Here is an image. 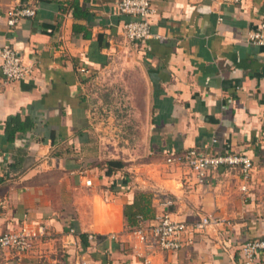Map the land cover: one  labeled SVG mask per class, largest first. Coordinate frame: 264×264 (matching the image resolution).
<instances>
[{"label": "crops", "instance_id": "0c3cea01", "mask_svg": "<svg viewBox=\"0 0 264 264\" xmlns=\"http://www.w3.org/2000/svg\"><path fill=\"white\" fill-rule=\"evenodd\" d=\"M153 6V36L133 43L122 32L133 17L119 14L116 0H0V52L11 45L33 67L7 82L0 54V233L39 224L49 233L25 254L0 251V264H242L241 245L264 236V45L249 40L264 0ZM18 7L36 15L10 27ZM128 44L146 120L137 150L118 159L96 140L86 84ZM191 148L248 155L250 181L223 168L201 184L186 166L166 163L167 151ZM140 193L147 225L163 215L220 223L189 229L180 250L149 249L125 217Z\"/></svg>", "mask_w": 264, "mask_h": 264}, {"label": "built area", "instance_id": "2783aa9c", "mask_svg": "<svg viewBox=\"0 0 264 264\" xmlns=\"http://www.w3.org/2000/svg\"><path fill=\"white\" fill-rule=\"evenodd\" d=\"M153 1L116 0L118 13L133 17L132 20L125 22L122 26V32L128 41L133 43L143 42L153 36L150 29V17L155 13ZM225 1L239 2L240 0ZM35 15L36 8L34 7H18L9 13L7 23L10 27H16L21 20ZM249 40L252 43L264 45V16L260 18V22L250 34ZM0 54L2 59L1 71L7 82L22 81L32 74L33 67L26 64L21 55L11 45H4ZM80 71L83 73L88 72L84 67ZM165 155L167 164L186 166L201 184L210 172L223 168L239 170L242 180L246 183L250 181L253 173V161L243 153H218L209 148H191L182 152L170 150ZM83 173L85 174L86 170ZM86 184L92 186V181L88 179ZM242 190L247 191V186H242ZM218 223L220 222L212 216H204L190 225L183 221H175L169 215H163L156 223L150 225L145 224V220L140 218V223L133 230V233L149 249L177 251L183 247V238L189 229L204 230ZM69 234L76 235L75 229L71 228ZM48 237L47 228L41 224L35 228L22 226L18 230L0 233V251L8 250L25 254L31 251L38 242H43ZM112 238L115 239L116 236L112 235ZM88 239L93 241L95 236L89 234ZM261 253H264V236L241 245V263L256 264ZM81 264L91 263L82 262Z\"/></svg>", "mask_w": 264, "mask_h": 264}, {"label": "rangeland", "instance_id": "374dc122", "mask_svg": "<svg viewBox=\"0 0 264 264\" xmlns=\"http://www.w3.org/2000/svg\"><path fill=\"white\" fill-rule=\"evenodd\" d=\"M130 47L113 54L108 66L86 84L96 140L118 159L137 150L146 120V88Z\"/></svg>", "mask_w": 264, "mask_h": 264}, {"label": "trees", "instance_id": "16d2710c", "mask_svg": "<svg viewBox=\"0 0 264 264\" xmlns=\"http://www.w3.org/2000/svg\"><path fill=\"white\" fill-rule=\"evenodd\" d=\"M77 8L78 7L76 6V9ZM14 120H16V119L11 118L8 122L7 127H9L11 122ZM109 163H111V164H109V166L115 164V165H117V167H122V163H120L118 161H111ZM147 202H148V199H147L146 194L140 193L137 195V198L133 204L126 206L125 217H126L127 222H128L130 227L138 226L140 223V218H143L144 220L147 219V214H148V212H150ZM81 237L85 242L88 241L87 235H82Z\"/></svg>", "mask_w": 264, "mask_h": 264}]
</instances>
